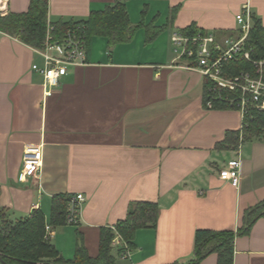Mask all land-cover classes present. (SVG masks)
Instances as JSON below:
<instances>
[{
  "label": "crops",
  "instance_id": "0c3cea01",
  "mask_svg": "<svg viewBox=\"0 0 264 264\" xmlns=\"http://www.w3.org/2000/svg\"><path fill=\"white\" fill-rule=\"evenodd\" d=\"M30 0H5L23 14ZM125 5L133 39L114 47L93 38L88 65L69 69L50 96L31 70L34 49L5 34L0 42V208L11 221L40 210L50 221L54 197L83 194L77 226L52 227L49 243L72 260L79 238L91 258L99 232L136 203L158 207L155 226L135 232L129 259L115 264H187L198 230L236 231L246 210L264 201V139L218 149L242 128L236 109H207L206 80L176 60L170 37L190 25L217 40L236 38L248 8L264 26V0H48V23L83 22ZM252 23V20H251ZM162 30L146 44V30ZM42 146L37 179L18 180L23 149ZM239 160V184L219 179ZM199 264H217L211 254ZM233 264H264V217L233 242Z\"/></svg>",
  "mask_w": 264,
  "mask_h": 264
},
{
  "label": "trees",
  "instance_id": "16d2710c",
  "mask_svg": "<svg viewBox=\"0 0 264 264\" xmlns=\"http://www.w3.org/2000/svg\"><path fill=\"white\" fill-rule=\"evenodd\" d=\"M48 0H30L26 13H9L0 17V31L15 38L22 44L42 49L47 26L54 27V36L58 39L73 22L48 23ZM252 26L245 40V50L252 61L264 60V26L251 16ZM86 28L87 50L93 38H104L109 47L130 42L137 27L130 24L125 5L116 3L106 7L103 11L92 12L83 22ZM162 30L151 31L147 29L145 43L153 42ZM204 31L190 25L179 32L185 37H194ZM239 36V33H238ZM194 66V64H190ZM240 72L254 74L252 64L243 59L228 62L224 65L222 75L234 77ZM203 87L204 106L207 101V87ZM223 97L234 99L235 93L223 91ZM212 108L237 109L236 102L229 104L225 101H213ZM264 139V111H258L248 106L247 113L242 118V128L235 133H227L224 141L217 146L218 149H236L242 141ZM64 197H54L51 202L49 225L57 227L65 225L66 203ZM158 207L154 203L139 202L133 204L124 220L114 227L127 249L133 248L135 232L139 229L153 227L156 224ZM264 217V201L253 208L246 210L242 217V226L236 231H210L198 230L194 236L193 259L187 264H199L211 254L217 255V264H233V242L236 237L249 234L254 223ZM46 219L40 210H34L28 218L11 221L5 211L0 208V264H115L112 255L111 242L115 233L111 228H101L99 232L98 255L91 258L80 238L72 260H64L55 248L44 239ZM123 249L119 254H123ZM176 264V263H175Z\"/></svg>",
  "mask_w": 264,
  "mask_h": 264
},
{
  "label": "built area",
  "instance_id": "2783aa9c",
  "mask_svg": "<svg viewBox=\"0 0 264 264\" xmlns=\"http://www.w3.org/2000/svg\"><path fill=\"white\" fill-rule=\"evenodd\" d=\"M7 15L5 0L0 5V17ZM239 36L217 40L213 34H200L194 37H185L179 32L170 37L172 52L176 60L184 61L186 68L196 70L208 83L207 101L205 106L212 109L213 101H225L229 104L236 102L237 109L242 117L247 113L248 106L258 111H264V60L252 61L245 50V40L251 29V14L248 8L235 17ZM5 34L0 31L1 38ZM34 49V48H33ZM42 64H32L31 70L42 78V87L45 96H50L57 88L69 69L88 65L86 47V28L83 24L74 23L69 26L60 38L54 36V27L47 26L42 49H34ZM237 59H243L252 64L254 74L240 72L236 76L224 77V65ZM190 64H194L191 66ZM223 91L235 93L237 97L228 99L223 97ZM42 167V146H28L23 149L22 165L18 180L37 179ZM239 160L228 162L227 168L221 170L219 179L229 181L234 188L239 184ZM85 197L83 194H72L65 198V224L77 226ZM111 230L115 233L114 227ZM52 228L45 226L44 239L49 241ZM112 248L121 247L124 251L123 259H129L130 250L122 242L117 233L111 242Z\"/></svg>",
  "mask_w": 264,
  "mask_h": 264
},
{
  "label": "bare ground",
  "instance_id": "6f19581e",
  "mask_svg": "<svg viewBox=\"0 0 264 264\" xmlns=\"http://www.w3.org/2000/svg\"><path fill=\"white\" fill-rule=\"evenodd\" d=\"M4 2V0H0V5Z\"/></svg>",
  "mask_w": 264,
  "mask_h": 264
},
{
  "label": "rangeland",
  "instance_id": "374dc122",
  "mask_svg": "<svg viewBox=\"0 0 264 264\" xmlns=\"http://www.w3.org/2000/svg\"><path fill=\"white\" fill-rule=\"evenodd\" d=\"M238 37V36H237Z\"/></svg>",
  "mask_w": 264,
  "mask_h": 264
}]
</instances>
